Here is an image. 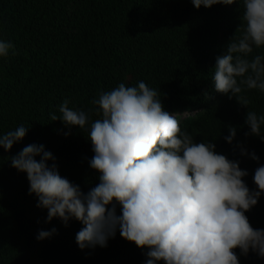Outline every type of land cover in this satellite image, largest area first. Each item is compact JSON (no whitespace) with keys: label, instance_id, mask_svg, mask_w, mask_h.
I'll use <instances>...</instances> for the list:
<instances>
[{"label":"trees","instance_id":"16d2710c","mask_svg":"<svg viewBox=\"0 0 264 264\" xmlns=\"http://www.w3.org/2000/svg\"><path fill=\"white\" fill-rule=\"evenodd\" d=\"M243 11L242 0L199 9L191 0H0V39L15 46L0 58V134L29 127L10 151L0 148V264H145L147 249L123 239L119 230L107 247L81 250L76 233L83 225L74 219L67 227L58 218L46 222L47 210L28 194L26 173L9 159L29 144H43L56 157L60 175L87 193L99 183L88 163L94 155L88 129H69L49 117L59 116L58 106L67 99L94 121L100 110L93 99L120 83L143 81L155 89L182 130L239 161L249 173L245 182L256 190L253 176L264 165V142L245 136L247 109L215 91L212 81L216 57L243 31ZM257 54L264 55V47L254 49ZM245 95L248 109L264 115V93ZM228 125L237 127L232 144L224 139ZM240 146L249 155H241ZM245 215L254 228L264 229V194ZM53 227L58 234L36 239L39 230ZM236 252L240 264H264L255 253Z\"/></svg>","mask_w":264,"mask_h":264},{"label":"clouds","instance_id":"9594fccd","mask_svg":"<svg viewBox=\"0 0 264 264\" xmlns=\"http://www.w3.org/2000/svg\"><path fill=\"white\" fill-rule=\"evenodd\" d=\"M191 2L199 9L238 0ZM242 3L243 31L216 57L212 81L215 91L247 109L245 136L264 142V115L248 109L245 95L249 90L264 93V55H253L254 49L264 47V0ZM14 47L0 39V58L8 57ZM70 103L65 99L58 106L60 115L49 118L69 129H88L94 153L88 163L99 174L98 184L85 193L62 177L56 157L43 144H29L9 159L11 167L26 173L28 194L37 197V208L47 210L46 222L58 218L67 227L74 219L83 225L76 233L81 250L107 247L119 230L123 239L147 249L145 264H240L236 249L245 257L252 252L264 258V229L254 228L245 215L264 194V165L255 169L256 190H251L244 179L249 173L240 162L217 153L211 141L196 142L143 81L100 91L92 101L99 118L91 122L87 112ZM227 127L224 139L232 144L237 127ZM28 131L21 124L0 134V148L10 151ZM240 154L249 155L243 146ZM250 158L259 162L255 152ZM54 234L55 227L39 230L36 239Z\"/></svg>","mask_w":264,"mask_h":264}]
</instances>
